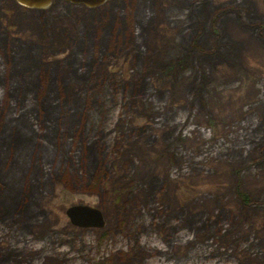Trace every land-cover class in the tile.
<instances>
[{"label": "rangeland", "instance_id": "374dc122", "mask_svg": "<svg viewBox=\"0 0 264 264\" xmlns=\"http://www.w3.org/2000/svg\"><path fill=\"white\" fill-rule=\"evenodd\" d=\"M0 264H264V0H0Z\"/></svg>", "mask_w": 264, "mask_h": 264}, {"label": "water", "instance_id": "95a60500", "mask_svg": "<svg viewBox=\"0 0 264 264\" xmlns=\"http://www.w3.org/2000/svg\"><path fill=\"white\" fill-rule=\"evenodd\" d=\"M15 4L26 9H45L52 2H62L70 5H79L85 8H94L109 0H13ZM65 216L71 225L78 228H101L102 214L96 208L76 205L65 210Z\"/></svg>", "mask_w": 264, "mask_h": 264}, {"label": "trees", "instance_id": "16d2710c", "mask_svg": "<svg viewBox=\"0 0 264 264\" xmlns=\"http://www.w3.org/2000/svg\"><path fill=\"white\" fill-rule=\"evenodd\" d=\"M13 1V0H12ZM75 79H79V80H81V79H83V78H80V77H75ZM88 82H89V78H88V80H87ZM131 97H132V95H131ZM130 97V98H131ZM136 98L137 97H139V96H135ZM79 98H80V95L78 96L77 95V98H75V102H78V100H79ZM75 109H76V106H75ZM83 112V111H82ZM82 114H77V113H75V119L77 120V122H78V128L79 129H81V122H82ZM89 124H90V122L88 121V124H87V126L89 127ZM78 129V130H79ZM89 130V129H88ZM87 130V131H88ZM86 135H88V133H86ZM83 141L81 140V143H82ZM84 142H85V140H84ZM6 192V191H5ZM7 194H3V196H4V199L2 198V196H1V198H2V202L3 203H7V205L9 206V203H12V201H10V199H9V197H13V199H14V196H16V194L14 193V191H12V192H10L9 193V196L7 195ZM13 195V196H12ZM15 200V199H14ZM240 200L243 202V203H245L246 202V196H244V195H240ZM19 205H20V207H22L23 209L26 207L25 205H26V201L25 200H23L22 198H21V200L19 201ZM19 209V208H18Z\"/></svg>", "mask_w": 264, "mask_h": 264}]
</instances>
